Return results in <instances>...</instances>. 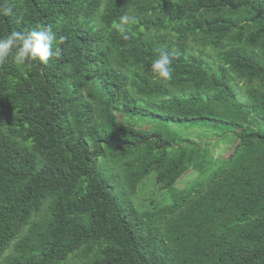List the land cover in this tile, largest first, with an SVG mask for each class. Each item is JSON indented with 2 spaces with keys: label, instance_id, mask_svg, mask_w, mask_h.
Instances as JSON below:
<instances>
[{
  "label": "trees",
  "instance_id": "obj_1",
  "mask_svg": "<svg viewBox=\"0 0 264 264\" xmlns=\"http://www.w3.org/2000/svg\"><path fill=\"white\" fill-rule=\"evenodd\" d=\"M48 24L0 66V264H264V0H0V37Z\"/></svg>",
  "mask_w": 264,
  "mask_h": 264
},
{
  "label": "clouds",
  "instance_id": "obj_2",
  "mask_svg": "<svg viewBox=\"0 0 264 264\" xmlns=\"http://www.w3.org/2000/svg\"><path fill=\"white\" fill-rule=\"evenodd\" d=\"M136 22L135 16L124 14L115 24L118 32L124 33V39H128V25ZM63 38L57 39V33L52 24L38 26L24 31H11L0 37V66L9 63L31 68L34 65H47L53 57H59L61 49L59 45ZM175 52L160 50L159 55L151 63V72L161 81L173 79L172 67Z\"/></svg>",
  "mask_w": 264,
  "mask_h": 264
},
{
  "label": "rangeland",
  "instance_id": "obj_3",
  "mask_svg": "<svg viewBox=\"0 0 264 264\" xmlns=\"http://www.w3.org/2000/svg\"><path fill=\"white\" fill-rule=\"evenodd\" d=\"M192 139L201 142V139L195 135H193ZM233 149V144L232 142L229 141H222L220 142L219 145L215 147L213 150V154L218 160L219 158L222 157H229L231 150ZM199 176V173L196 172L195 169L190 170L187 174L183 176L181 181L178 182L177 184V189L178 190H184L186 187L193 183L197 177ZM155 200L156 203L162 202L163 204H170L173 202L174 197L173 194L170 193L169 191H160L159 187L155 185V180L152 178L147 180L145 186L143 189H141L139 193V199L137 203H145L146 201L150 200ZM160 204V203H159Z\"/></svg>",
  "mask_w": 264,
  "mask_h": 264
}]
</instances>
